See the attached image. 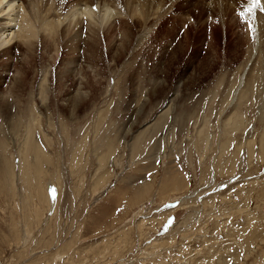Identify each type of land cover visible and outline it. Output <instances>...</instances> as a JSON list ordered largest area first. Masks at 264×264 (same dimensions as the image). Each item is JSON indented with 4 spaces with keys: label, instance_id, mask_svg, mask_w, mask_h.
Instances as JSON below:
<instances>
[{
    "label": "rangeland",
    "instance_id": "obj_1",
    "mask_svg": "<svg viewBox=\"0 0 264 264\" xmlns=\"http://www.w3.org/2000/svg\"><path fill=\"white\" fill-rule=\"evenodd\" d=\"M61 1L65 13L77 0ZM196 6L190 0L165 1L149 31L145 25L133 27L129 53L115 64L103 39L98 62L103 77L92 86L95 103L87 101L75 118L65 109L58 111L62 102L55 74L61 57L79 58L84 49L61 46L56 55L51 42L39 37L36 67L22 63L29 57L18 44L12 57L0 52V95L21 67L32 84H20L15 93L23 102L9 96L0 107V264H264V158L258 146L253 159L244 147L264 122L258 106H250L252 100L241 108L249 121L245 129L234 130V121H228L236 112L233 104L218 113L234 82L254 67L253 74L259 70V63L258 68L252 63L256 53L245 65L249 53L241 40L249 22L234 10L225 19L229 31L210 14L198 19ZM182 21L194 28L183 52L175 53L186 38ZM214 23L216 33L209 28ZM47 60L48 66L54 63L48 67L53 126L35 109L41 108L40 99L29 96L39 87ZM176 95L170 113L169 98ZM131 124L134 131L126 135ZM28 133L49 152L41 177L33 150L22 146ZM223 145L228 149L222 150Z\"/></svg>",
    "mask_w": 264,
    "mask_h": 264
},
{
    "label": "bare ground",
    "instance_id": "obj_2",
    "mask_svg": "<svg viewBox=\"0 0 264 264\" xmlns=\"http://www.w3.org/2000/svg\"><path fill=\"white\" fill-rule=\"evenodd\" d=\"M165 1H167V0H77V1H74L72 4L69 3L70 5L68 6V9H67L68 11L65 10L66 11L65 13L63 11H62L63 13H61V9H62L63 4H64V2L61 0L60 1L59 0L58 1L57 0L56 1L55 0H46V2H47L46 5H45V0H0V52L1 51H2V53H8V52L10 53L11 52L10 54H8L7 57H9V56L12 57V55L14 54L13 53L14 52L13 46L15 44H18L19 45L18 48L20 50H25L26 53H28V56H26V57L27 58L29 57V59H27L26 61L24 60V62H22V63H25L24 64L25 66H26V64H30L31 67H36L37 65L33 61H34L35 53L37 52V43H38L39 37L51 42V44L53 45L52 50H54L56 55L58 52H60L61 46H63L64 49L67 46H69L70 49L73 50V52H75V51L80 52V49L81 50L84 49L83 55L80 56L79 58L75 59V58L71 57V58L67 59L66 57L65 58L61 57L62 59L60 61V66L58 68L59 70L55 74V78H56L57 84H58V93H57V94H59L58 99H59V101L62 102V106L59 105L60 107L58 108V111L65 109L68 113H70V115L72 117H74L78 114V112H80L79 111L80 108L83 106V104H86L87 101H91L92 104L95 103V100H93L96 98V97H94L96 95L95 94L96 89L94 90V87H95L94 82H97V81L100 82L102 77H103V76H101L102 74H101V71L98 67V65H99L98 62L101 60L100 54L102 53L101 47H102L103 39H105V42L108 45V48H106V49H109V53H111V60H112L111 64H115V62L117 60H121L123 56H126L127 52L129 53V47L132 45V41H133V34L136 36L133 29H135L137 27V25L138 26L145 25L147 27V29H148V27L152 28L158 22L157 15L161 12V11L159 12V10L161 9L162 6H164ZM190 1L191 2H194V1L197 2V6L195 9L196 12L198 11L197 18L198 17L200 18L206 14H210L220 24H222V25L225 24L226 28H229L227 23H226V20H225L226 16L229 13L231 14L232 11L236 10V11H239L244 16V18H245V20H247V22H249L248 23L249 27L248 26H247L248 28L246 27L248 30L247 29L245 30L246 35L244 36V39L241 40V42H244L243 45L246 46L245 47L246 51L249 53V56H247V59H246L247 64L245 63V65L246 66L250 65L249 63H251L252 61H253L252 62L253 64L255 63L254 66H256V64L259 63V66H260L259 70L255 74H253L255 71V67H254V68H252V70H250L249 74H247L245 77H243L242 75L240 76V78L238 77L239 82H238V80H237L238 83L234 82L235 85L237 84L235 87H233V90H234V88H235V90L234 91L231 90V92H233V93H232V95H230L231 97L226 103H224L222 101L223 103L221 105V110L218 111V113L220 112L219 115H222L224 110L226 108H229L233 104L232 108L235 109L236 112L234 111L235 113L233 112L231 114L230 118H228V121H232V120L234 121V124H233L234 127H232L234 130L237 129V127H239V129H241V128L245 129L247 122H249V121L246 118V116L241 112V108H242V105H244V103L247 104L248 100H252V102L250 101V103H249L250 106L253 104L258 106V109L260 110L259 111V113H260L259 117H260L261 121L264 122V99H263L264 98V96H263L264 90L263 89L261 90V86L263 84L262 82H263V78H264L262 75L263 74L262 72H264V0H259V5H257V6H255L256 0H190ZM68 2L65 5H67ZM71 2H72V0H71ZM44 5H45V7H43ZM95 5L97 6V8L99 10V12H97V13L95 12V10L93 8V7H95ZM42 9H43V11H42ZM169 9H170V7H169ZM163 10H165V9H163ZM168 11H170V10H168ZM166 12H167V10H166ZM166 12H165V14H166ZM162 14H163V12H162ZM116 17L121 18L120 19L121 21L118 19L119 24H121V28H118V29L116 27V23L114 24V22H115L114 19ZM159 17H160V14H159ZM244 18H242L241 20L245 22V20H243ZM182 22H183L182 25H184L186 21H182ZM134 26H135V28H133ZM217 26H218L217 23H214L213 25H211L210 27L208 26V27L212 30V33H216V27ZM204 27H206V26H204ZM192 28H194V27H192V25H190V24H187V22H186L184 30H183L186 38L184 39V41H182L181 44H179L177 46L175 53L183 52L182 49L185 48L186 40L188 42L189 31ZM199 28H202V27H199ZM228 30L230 31V28ZM143 31H145V30H143ZM147 31H149V29ZM142 35H144V34H142ZM139 37H140V34H139ZM136 40H137V43H140L139 42L140 39H136ZM40 41H41V39H40ZM41 42H43V41H41ZM43 44H45V43L43 42ZM49 44H48V46H49ZM211 46H212V48L210 49V51L214 52V41H213V44ZM50 48H51V46H50ZM254 53H256L257 56L255 58V61L254 60L251 61V58L254 59L253 56L255 57ZM58 55H59V53H58ZM245 55H247V54H245ZM16 57H17V61H19L18 56H16ZM81 57H82V60H81ZM142 57H145V56H142ZM7 59H9V58H7ZM55 60H56V58H55ZM131 60H133V57ZM131 60L128 62L127 65L131 64V62H132ZM152 61H153V59H152ZM18 63H21V62L19 61ZM49 63H50V60H47V62L41 66V68H42L41 71H43V72L41 73L42 78L39 79L40 80L39 84L37 83L39 85V87L37 89H35V87H34L35 90L31 89L32 91L30 92L29 96H31L34 101H36L38 98L40 99V101L38 100V102L41 103V108L35 107V109H37V111L39 112V114H40V115L38 114L39 117L41 115L45 114V117H47V119L49 121V126H53V122L51 120V116L53 114L52 109H51L52 107L48 103L49 102L48 94H49V91L52 89V88L51 89H49V88L52 84L51 85L48 84V82H49V75L48 74L50 71L49 68L54 67V63L52 62L51 66H48ZM142 65H143V62H142ZM257 66H256V68H258ZM79 67H80V70L78 71L77 68H79ZM21 68H22V71H20V73L18 75L14 76L13 78H9V81H10V79H12L11 80V86H9L10 89L8 88V91L6 93L1 92L0 107L2 106L3 103L7 104V101H6L7 97L10 96V97H13V99H14L15 97H18L19 95H21V93L15 94L16 92L20 91L19 90L20 84H24V85L31 84L30 79L26 76L27 71H28L27 68L26 67H21ZM113 68H115V67H113ZM243 68H245V67H243ZM48 69H49V71H48ZM51 71H52V69H51ZM112 71H114V70H112ZM121 73H123V72H121ZM243 74H245V73H243ZM70 75H74L72 78L73 80L68 78ZM235 75H237V74H235ZM112 76H113V74H112ZM227 77H228V75L225 76L224 80H226ZM111 78H113V77H111ZM69 79L72 80V82L70 84H67ZM4 81H6V79ZM123 81H124V79H123ZM232 82H233V79L229 83L231 85H233ZM221 84L223 85V83H221ZM35 85H36V83H35ZM38 85H36V87ZM92 86H94V87H92ZM106 86H108V85H106ZM68 88H70V89H68ZM224 88H225V85H224ZM231 88H232V86H230V89ZM66 89L68 91H66ZM29 91H30V89L28 90V92ZM103 91L105 92V89H103ZM54 93L56 94L55 91H54ZM228 93H229V91H228ZM228 93H226V94H228ZM212 94H211V96H214ZM215 94H217V93H215ZM25 95H28V94H25ZM103 95H105V94H103ZM223 95H224V93H223ZM253 96H254V98L255 97L256 98L254 99ZM50 97L52 98V95ZM178 98H179L178 95L169 98L170 99V105H169L167 110L170 113L175 110L176 100H178ZM16 99H14V100H16ZM22 99H19V97H18V101L21 102ZM146 99H147V97H146ZM146 99H144V100H146ZM215 99H216V97L214 98V100ZM219 99H220V97H219ZM223 100H224V98H223ZM140 101H141V99H140ZM220 102H218V103L220 104ZM50 103H53V102H50ZM54 104H56L55 100H54ZM13 105H14V103H13ZM13 105H12V107H13ZM144 106H145V104H144ZM232 108L230 110H233ZM53 109H54V105H53ZM219 109H220V107H219ZM138 110L139 109L136 110V113L138 112ZM167 110H166V112L168 113ZM6 113H8V112H6ZM139 113H140V111H139ZM34 114H36V113L34 112ZM137 115H139V114H137ZM189 116H187V117L189 118ZM165 117H167V116H165ZM177 117L178 116H176V119H177ZM226 117H228V116H226ZM169 118H170V116H169ZM37 119L39 120V118H37ZM208 119H206V121ZM223 120H225V119H223ZM203 121H205V119ZM210 121H211V119H210ZM218 121H219V119H218ZM174 122H176V120ZM185 122H187V121H185ZM222 123H223V121H222ZM230 123L232 124L233 122H230ZM205 124H206V122H205ZM207 125H208V123L206 124V126ZM158 126H159V123L154 127L158 128ZM162 126H163V124H162ZM202 126L204 127V123L202 124ZM213 126H211V127H213ZM183 127H185V126H183ZM3 129L4 128L0 129L1 134H3ZM201 129H203V128H201ZM230 129H231V127H230ZM230 129H228V130L230 131ZM132 130L134 131L133 124H131L129 126V128L127 129L126 135H127V133L128 134L131 133ZM152 130H153V128H152ZM228 130H227V132H228ZM234 130H232V131L234 132ZM261 130H262V128H261ZM261 130L258 131L259 133H257L256 135L254 134V136L246 138V141L244 142V147H247L249 149V151L251 153L250 157L252 159H253L254 154H255L254 152H255L256 146H258V151L260 148L261 156H259V157H261V159L264 158V126H263V130L262 131ZM218 131H220L222 133V131L220 129ZM154 132H155V130H154ZM214 132H216V131H214ZM179 133L180 132L178 131V134ZM206 135H203V136H206ZM189 136H190V134H189ZM215 136H216V133H215ZM217 136H219V135H217ZM222 136H224V135H222ZM226 136H227V134H226ZM24 137H25V139H24L25 141H23V144L25 143V145H22V144L21 145L24 147V150L26 149V151H28V147H31V149L33 150L32 151L33 159L35 160V162L33 164L36 165L35 171L38 173V176L41 177V173L44 172L43 169L45 168L44 164H45L46 160L50 158V156H48L49 152L47 150H45V148H44L43 144L40 142V140L37 137H33L32 134L28 133L27 136L25 135ZM29 137H30V139H28ZM186 137H188V136H186ZM202 137H201V139H202ZM46 138H47V140H50L48 137H46ZM224 138L225 137H223V139ZM193 140H194V137H193ZM211 140H213V139L211 138ZM211 140H209V141H211ZM197 141H198V139H197ZM197 141H196V143L198 144L199 141L198 142ZM209 141H207V143ZM223 141L224 140H222V142ZM227 141H229V139H227ZM203 142H204V139H203ZM191 143H193V142H191ZM207 143H206V145H207ZM230 143H231V141H230ZM201 144H202V142H201ZM211 144H213V143L211 142ZM222 144H224V143H222ZM222 144L220 143V146ZM7 145H8V143H7ZM227 145H228V143L226 142V146ZM226 146H224L222 150L228 149V147L225 148ZM203 148H205V147H203ZM241 148H242V146H241ZM6 149H8V148H6ZM21 152H24V151H21ZM206 152H208V151H206ZM210 152H211V150H210ZM233 154L234 153H232V155ZM107 158H108V156H107ZM214 178H215V174L213 175V179Z\"/></svg>",
    "mask_w": 264,
    "mask_h": 264
}]
</instances>
